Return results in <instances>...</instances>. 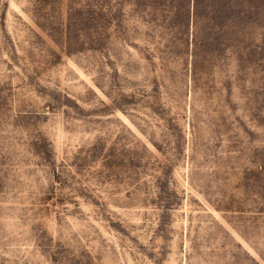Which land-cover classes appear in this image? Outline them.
Segmentation results:
<instances>
[{
  "label": "rangeland",
  "instance_id": "1",
  "mask_svg": "<svg viewBox=\"0 0 264 264\" xmlns=\"http://www.w3.org/2000/svg\"><path fill=\"white\" fill-rule=\"evenodd\" d=\"M0 264H264V0H0Z\"/></svg>",
  "mask_w": 264,
  "mask_h": 264
}]
</instances>
